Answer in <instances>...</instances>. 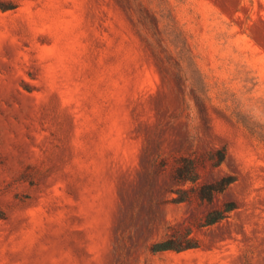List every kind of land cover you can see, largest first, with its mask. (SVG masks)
Listing matches in <instances>:
<instances>
[{
    "label": "rangeland",
    "instance_id": "374dc122",
    "mask_svg": "<svg viewBox=\"0 0 264 264\" xmlns=\"http://www.w3.org/2000/svg\"><path fill=\"white\" fill-rule=\"evenodd\" d=\"M18 3L0 11V264H264V0ZM227 174L212 202L173 201ZM170 238L198 247L152 251Z\"/></svg>",
    "mask_w": 264,
    "mask_h": 264
},
{
    "label": "trees",
    "instance_id": "16d2710c",
    "mask_svg": "<svg viewBox=\"0 0 264 264\" xmlns=\"http://www.w3.org/2000/svg\"><path fill=\"white\" fill-rule=\"evenodd\" d=\"M19 6L18 0H0V11L7 12L17 9ZM177 24V22H176ZM177 30L184 34L182 26L177 24ZM218 155V164H221L225 158V150L223 148L216 150ZM174 176L178 182H190L196 183L200 178L198 169V162L195 158L181 157L178 161V165L175 169ZM236 181V177L231 174L224 175L213 182L205 183L199 186L197 189H179L176 191L177 197L173 198L174 202H183L190 200L194 195H197L199 199L207 202H212L213 199L223 193L232 183ZM235 202H226L219 210H212L208 212L204 218L203 226L212 225L222 219H224L229 212L236 208ZM198 247V242L194 238H188L185 243H177L173 239H165L158 241L152 245L153 252H161L166 250L183 251L191 248Z\"/></svg>",
    "mask_w": 264,
    "mask_h": 264
}]
</instances>
